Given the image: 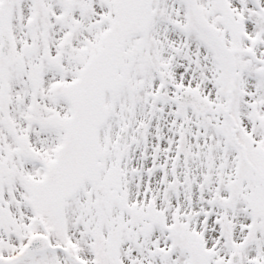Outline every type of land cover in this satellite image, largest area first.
I'll return each mask as SVG.
<instances>
[{
  "label": "snow or ice",
  "instance_id": "snow-or-ice-1",
  "mask_svg": "<svg viewBox=\"0 0 264 264\" xmlns=\"http://www.w3.org/2000/svg\"><path fill=\"white\" fill-rule=\"evenodd\" d=\"M0 264H264V0H0Z\"/></svg>",
  "mask_w": 264,
  "mask_h": 264
}]
</instances>
